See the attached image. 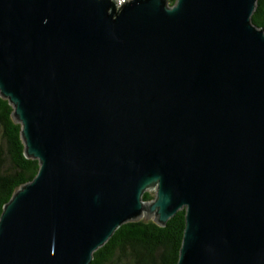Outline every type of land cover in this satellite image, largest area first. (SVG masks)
Listing matches in <instances>:
<instances>
[{
  "label": "water",
  "instance_id": "95a60500",
  "mask_svg": "<svg viewBox=\"0 0 264 264\" xmlns=\"http://www.w3.org/2000/svg\"><path fill=\"white\" fill-rule=\"evenodd\" d=\"M256 1L0 0V96L38 162L3 205L0 264H89L122 223L179 209L176 264H264Z\"/></svg>",
  "mask_w": 264,
  "mask_h": 264
},
{
  "label": "trees",
  "instance_id": "16d2710c",
  "mask_svg": "<svg viewBox=\"0 0 264 264\" xmlns=\"http://www.w3.org/2000/svg\"><path fill=\"white\" fill-rule=\"evenodd\" d=\"M251 21L264 30V0L256 1ZM37 170V160L24 155L12 106L0 96V214L14 191L32 180ZM142 198L148 201L153 196L145 191ZM184 224V209L177 210L164 226L143 219L122 223L93 252L89 264H176Z\"/></svg>",
  "mask_w": 264,
  "mask_h": 264
},
{
  "label": "built area",
  "instance_id": "2783aa9c",
  "mask_svg": "<svg viewBox=\"0 0 264 264\" xmlns=\"http://www.w3.org/2000/svg\"><path fill=\"white\" fill-rule=\"evenodd\" d=\"M114 1H115V3H116L117 5H121L122 3H125V2H127L128 0H114ZM176 1H177V0H168V2H169L170 5L175 4Z\"/></svg>",
  "mask_w": 264,
  "mask_h": 264
},
{
  "label": "rangeland",
  "instance_id": "374dc122",
  "mask_svg": "<svg viewBox=\"0 0 264 264\" xmlns=\"http://www.w3.org/2000/svg\"><path fill=\"white\" fill-rule=\"evenodd\" d=\"M155 190H156L155 186H151V187H148L145 191L149 192L154 198Z\"/></svg>",
  "mask_w": 264,
  "mask_h": 264
}]
</instances>
